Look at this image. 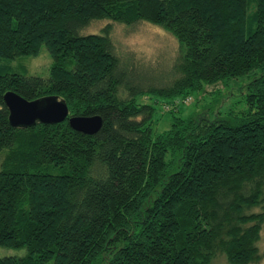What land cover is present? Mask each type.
Masks as SVG:
<instances>
[{
	"label": "trees",
	"instance_id": "trees-1",
	"mask_svg": "<svg viewBox=\"0 0 264 264\" xmlns=\"http://www.w3.org/2000/svg\"><path fill=\"white\" fill-rule=\"evenodd\" d=\"M139 23L176 39L169 66L119 51L112 24ZM43 46L49 76L18 71ZM239 78L243 110L175 105L162 133L157 104L141 103ZM10 91L103 126L14 128ZM263 228L264 0H0V247L26 251L0 264H260Z\"/></svg>",
	"mask_w": 264,
	"mask_h": 264
},
{
	"label": "rangeland",
	"instance_id": "rangeland-1",
	"mask_svg": "<svg viewBox=\"0 0 264 264\" xmlns=\"http://www.w3.org/2000/svg\"><path fill=\"white\" fill-rule=\"evenodd\" d=\"M106 24V22L95 23L88 29V32L99 33ZM111 35L121 53L132 56L135 61L146 66L156 67L161 64L169 66L177 56L178 42L176 39L167 31L150 23H139L132 27L112 24ZM52 62L49 51L43 46L37 57L21 58L14 62V66L21 73L46 78L50 74ZM167 68H153V72L149 77L153 79L156 75L161 74V70L165 71ZM248 84V78L233 79L205 86L201 92L195 93L186 99L164 103L156 98H147L141 100V103L157 104L154 127L157 133H162L170 128L172 116L169 112L177 106L180 109L179 115L183 117L194 112H205L211 119L219 114L226 116L232 111L239 112L243 110L245 108L243 100L247 93ZM262 235L259 246L264 252V228ZM25 254L26 251L24 250L0 247V258L23 256ZM219 264L225 263L222 261ZM260 264H264V260Z\"/></svg>",
	"mask_w": 264,
	"mask_h": 264
},
{
	"label": "water",
	"instance_id": "water-1",
	"mask_svg": "<svg viewBox=\"0 0 264 264\" xmlns=\"http://www.w3.org/2000/svg\"><path fill=\"white\" fill-rule=\"evenodd\" d=\"M4 102L9 110V122L14 128H30L37 123L54 125L68 121L75 131L94 135L103 126V119L99 116H70L67 103L57 96L29 101L10 91L5 94Z\"/></svg>",
	"mask_w": 264,
	"mask_h": 264
}]
</instances>
